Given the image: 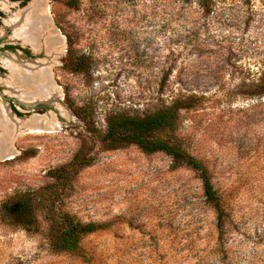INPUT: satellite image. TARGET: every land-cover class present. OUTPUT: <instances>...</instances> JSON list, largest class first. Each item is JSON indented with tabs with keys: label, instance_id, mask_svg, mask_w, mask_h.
<instances>
[{
	"label": "rangeland",
	"instance_id": "obj_1",
	"mask_svg": "<svg viewBox=\"0 0 264 264\" xmlns=\"http://www.w3.org/2000/svg\"><path fill=\"white\" fill-rule=\"evenodd\" d=\"M32 2L0 0V107L22 122L14 153L0 159V264H264V0H45L63 45L53 52L43 37L35 49L19 36ZM79 56L86 66L75 72ZM10 61L46 64L51 99L22 102ZM172 101L173 136L206 166L221 218L191 169L100 142L107 114ZM81 107L89 123L74 114ZM35 115L53 126H23ZM76 153L80 169L54 190L49 171ZM24 194L37 218L30 231L5 213ZM59 212L109 225L80 253L57 254L48 230Z\"/></svg>",
	"mask_w": 264,
	"mask_h": 264
},
{
	"label": "trees",
	"instance_id": "obj_2",
	"mask_svg": "<svg viewBox=\"0 0 264 264\" xmlns=\"http://www.w3.org/2000/svg\"><path fill=\"white\" fill-rule=\"evenodd\" d=\"M23 0L22 2H26ZM72 70L80 72L86 66V57L75 58ZM181 104L172 101L160 109L144 114L132 115L114 111L106 116L105 130L100 136V142L108 150H117L129 145H135L145 154L163 153L171 158L174 168L185 166L196 173L202 185L205 201L216 211L217 219L222 217L220 197L211 181L204 163L191 154L180 140L173 136L176 116ZM15 111V110H14ZM18 115L19 112L15 111ZM74 114L84 123H89L88 111L85 107L74 110ZM82 163L79 153L71 161L57 169L49 171L56 180L54 190L62 187L63 180L73 170H79ZM5 213L13 222L30 231L37 225V218L32 209V202L26 194L21 195L6 208ZM107 223L81 222L68 212H59L52 218L48 230L50 246L53 252L78 254L81 251V240L98 230L108 228Z\"/></svg>",
	"mask_w": 264,
	"mask_h": 264
},
{
	"label": "bare ground",
	"instance_id": "obj_3",
	"mask_svg": "<svg viewBox=\"0 0 264 264\" xmlns=\"http://www.w3.org/2000/svg\"><path fill=\"white\" fill-rule=\"evenodd\" d=\"M18 21L19 36L32 44L34 48L39 46L40 38L43 37V40H45V43H43L46 44L47 51L61 50L63 46L62 39L47 15L45 0H34L21 13ZM8 67L12 72L10 85L16 90L17 95L23 102L32 103L37 99H51L55 87L51 83L47 65H43L40 69L36 70L34 68H25L23 70L16 66L13 61H10ZM20 123L22 122L10 116L4 107H0V159L10 157L14 153L12 142L17 134ZM24 125L31 129L41 126L50 128L53 126V122L52 120L50 121V117L47 115H39L33 116Z\"/></svg>",
	"mask_w": 264,
	"mask_h": 264
},
{
	"label": "flooded vegetation",
	"instance_id": "obj_4",
	"mask_svg": "<svg viewBox=\"0 0 264 264\" xmlns=\"http://www.w3.org/2000/svg\"><path fill=\"white\" fill-rule=\"evenodd\" d=\"M20 1H23V0H20ZM44 41H45V40H43V42H44ZM40 42H41V40H40ZM44 43H45V42H44ZM40 44H41V43H39V46H40ZM29 45H30V44H29ZM31 45H32V44H31ZM32 46H33V45H32ZM39 46H38L37 48H39ZM44 46L47 47L46 44H44ZM33 47H34V46H33ZM7 48H8V49H17L16 46H10V45L7 46ZM37 48H35V49H37ZM45 49H46V51H47V48H45ZM21 50L24 51L26 54L29 53L25 48H21ZM47 52H48V51H47ZM49 52H51V51H49ZM52 52H53V51H52ZM45 65H46V64H45ZM42 66H43V65L37 67V66L34 65V64H33V65L30 64L28 68H30V69H31V68L33 69V68H34V69L36 70V69H40ZM24 69H25V68H24ZM17 96H18V95H17ZM18 97H19V96H18ZM19 99H20V97H19ZM20 100H21V99H20ZM37 100H38V101H37ZM37 100H36L35 102H39V101H41L40 99H37ZM21 101H22V100H21ZM43 101H45V100H43ZM46 101H49V100H46ZM22 102H23V101H22ZM24 102H25V101H24ZM26 102H27V101H26ZM26 102H25V103H26ZM27 103H31V102H27ZM32 103H33V102H32ZM14 110H15V109H14ZM15 111L19 112L18 110H15ZM35 116H39V115H35ZM31 118H32V117H31Z\"/></svg>",
	"mask_w": 264,
	"mask_h": 264
}]
</instances>
